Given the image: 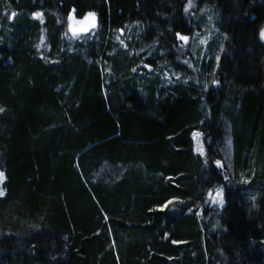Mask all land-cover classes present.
I'll return each instance as SVG.
<instances>
[{"label":"trees","instance_id":"obj_1","mask_svg":"<svg viewBox=\"0 0 264 264\" xmlns=\"http://www.w3.org/2000/svg\"><path fill=\"white\" fill-rule=\"evenodd\" d=\"M191 4L0 0V264H264V0Z\"/></svg>","mask_w":264,"mask_h":264},{"label":"rangeland","instance_id":"obj_2","mask_svg":"<svg viewBox=\"0 0 264 264\" xmlns=\"http://www.w3.org/2000/svg\"><path fill=\"white\" fill-rule=\"evenodd\" d=\"M200 13L205 14L206 19H207V23L212 22L213 17L211 15H209L210 13H208L207 10L202 9L200 11ZM69 17H73V16L71 15ZM69 17H67L66 19L63 20V24H65V26H66L65 36H66V39L68 42L73 43L79 39H81V40L90 39L95 34L96 29H97L96 20H95V27H92L93 21L88 17L84 18V19H80V20H78L76 18L70 19ZM261 31H264V28ZM216 34H217L216 30L212 26L209 30H206V32L203 34L201 32L194 34L193 43H192V46L190 49L191 52H193L194 51L193 49H195L197 47H200V48H202L203 51H206L207 44L216 36ZM260 40L264 44V39H261V37H260ZM45 42L46 41H45V38L43 36L41 39V42L39 44L40 50H43L46 48ZM184 42H187V41H183V43ZM143 48H144V50H146L145 47H143ZM144 50H142V51H144ZM183 63L188 67V69L191 73L194 72L193 65L190 61L187 63L186 62H183ZM170 75L174 79L178 78V74L176 72H172L169 75L168 74L165 75L167 81L170 80V77H169ZM192 138L194 141L195 153L199 154L204 160H207L206 151L203 147V141H202L201 135L199 133H195V134H193ZM224 144H225L224 150L221 152L222 153L221 160H216L215 164H217V162H219L220 167L217 166L219 169L226 168V170H229L230 169V155H231L230 140L226 139ZM225 178H226V176H225ZM2 182H3V180L0 181V185ZM0 190H2L1 187H0ZM218 192H222V195L217 196ZM204 204H205V207H207L209 209H215L217 212L220 211V209L223 207V188L221 185H217L216 187L212 188L207 193ZM213 213L214 212H210V214H208L207 217L209 218L210 216L213 215Z\"/></svg>","mask_w":264,"mask_h":264},{"label":"snow or ice","instance_id":"obj_3","mask_svg":"<svg viewBox=\"0 0 264 264\" xmlns=\"http://www.w3.org/2000/svg\"><path fill=\"white\" fill-rule=\"evenodd\" d=\"M191 6H192V4H191V0H189V5H188V7H186L185 8V11L187 12V11H189V9L191 8ZM13 16L15 15V14H12ZM40 16H42V13H35L34 14V17H40ZM70 19H74V17H69ZM88 18H90L92 21H93V23H92V27H95V19H96V17H95V14L94 13H89L88 14ZM177 37H178V39L179 40H181V41H187L188 40V37L187 36H184V35H181V34H179V33H177ZM260 37H261V39H264V31H261V33H260ZM145 67H148L147 65H145ZM135 70V69H134ZM217 164L219 165V162H217ZM4 179V173L3 172H0V181H2ZM5 195V193H4V191H2V190H0V196H4ZM211 195V194H210ZM222 195V192H218L217 193V196H221ZM222 202V201H221ZM170 203V202H169ZM165 207H166V205H165Z\"/></svg>","mask_w":264,"mask_h":264},{"label":"water","instance_id":"obj_4","mask_svg":"<svg viewBox=\"0 0 264 264\" xmlns=\"http://www.w3.org/2000/svg\"><path fill=\"white\" fill-rule=\"evenodd\" d=\"M218 167H220V163H219V165L218 164H216Z\"/></svg>","mask_w":264,"mask_h":264}]
</instances>
